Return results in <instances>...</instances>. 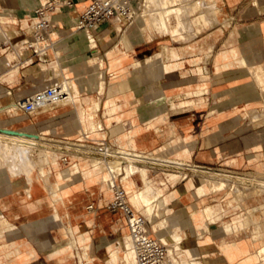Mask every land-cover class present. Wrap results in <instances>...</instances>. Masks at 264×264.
<instances>
[{
    "label": "crops",
    "instance_id": "1",
    "mask_svg": "<svg viewBox=\"0 0 264 264\" xmlns=\"http://www.w3.org/2000/svg\"><path fill=\"white\" fill-rule=\"evenodd\" d=\"M67 1L0 0V102L31 96L34 83L48 85V79L43 83L35 79L41 64L56 62V48L64 65L70 67L69 76L78 90L75 106H54L47 114L37 111L25 115L24 120L14 122L16 127L4 123L0 127L50 135L57 142L83 141L95 149L104 142L109 146L104 152L117 158L129 149L144 152L130 150L127 155L145 157V162L135 161L134 165L145 169L146 185L156 193H151L157 197L151 213L131 200L143 186L138 174L129 177L128 190L122 181L115 182L116 177L112 181L124 189L130 204L146 218L148 233L166 246L167 264L264 262V233L259 230L264 228V219L256 220L249 213L261 214L262 191L245 194L241 189L240 194L233 192L235 195L220 200L217 192L222 190H212L202 182L199 172L192 174L181 167L264 172V0H155L156 6L150 9L156 17L161 14L156 10L194 7L185 18L168 14V33L145 27L142 32L136 29L134 34L128 33L127 40L124 30L134 20L133 11H139V4L146 0H129L131 17L104 22L89 34L74 31L73 26L90 0H71L72 6ZM49 5L52 9L46 20L50 29L41 36L45 51L34 54L28 44L33 39L30 27L39 19L36 10ZM207 10L214 12L212 25L203 14ZM142 15L143 10L137 16L140 27ZM176 19L191 22L192 38H186L184 31L172 33ZM18 45L24 55L18 53ZM156 52L161 53V77L156 75L159 64L152 62ZM100 84L102 90H98ZM94 102H99L97 110ZM79 110L84 111V124L80 123ZM32 117L34 120H29ZM51 123L54 133L46 131ZM60 155L48 167L62 163L64 156L76 165L81 159L82 167L76 172L81 177H75L76 183L63 182L64 173L60 172L48 182L46 171L45 183L33 180L29 199L23 179L12 180L7 171H0V264L35 260V252H23L17 245H47L54 255L65 253L77 244H86L92 230L103 243L125 240L126 235L119 237L128 230L123 214L104 210L112 192L108 196L88 181L95 172H84L94 170L93 160L72 151ZM162 159L181 164L163 167L171 162ZM100 163L97 161L98 167ZM248 179L264 184V178L256 175ZM86 181L85 189L78 186ZM108 185L112 190L110 181ZM55 195L62 198L57 208L50 200ZM71 196L91 202L92 208L88 206L86 211L77 201V209L69 211ZM70 217L74 223L68 228ZM58 224L64 226L62 241L50 235L42 237ZM20 232L23 241L18 240ZM79 259L83 264L81 256Z\"/></svg>",
    "mask_w": 264,
    "mask_h": 264
},
{
    "label": "rangeland",
    "instance_id": "2",
    "mask_svg": "<svg viewBox=\"0 0 264 264\" xmlns=\"http://www.w3.org/2000/svg\"><path fill=\"white\" fill-rule=\"evenodd\" d=\"M182 5H184V3L182 4ZM143 7H144V5L143 4H139V8H140V10L139 11H137V12H134L133 11V14H134V20L131 22V24L130 25H128L127 27H126V29L124 30V35H123V38H126L125 40H127V38H128V33H132V34H134L133 32H135V30L137 29V30H140V29H142L140 26V22H139V20L137 19V16L140 14V13H142V10H143ZM131 13V12H130ZM204 14V16L205 17H207L208 19H209V25H212L214 22H215V15H214V12H213V10H207L205 13H203ZM131 15V14H130ZM200 24H202L203 26H208V25H205L203 22H201L200 21ZM194 36V35H193ZM192 36V37H193ZM191 37V38H192ZM32 40V39H31ZM30 43H31V41L29 40L28 41V44H29V46H30ZM92 45H94V43L92 44ZM17 49H18V53L20 54V55H24L25 54V52L22 50V49H20V46L18 45L17 47H16ZM31 48H33V47H31ZM56 49H58V48H56ZM55 49V50H56ZM33 50H34V48H33ZM45 51V50H44ZM34 52V51H33ZM44 53V52H43ZM43 53H41V54H43ZM49 63V62H48ZM48 63H44V64H41L40 65V68H39V72L37 73V75H36V79H35V81L37 82V81H39L40 83H43V82H45V80H50L51 81V78H53V77H57V75L59 76L60 75V72H59V68L57 67V65H58V63L57 62H55V63H53V64H50V65H46V64H48ZM61 64L63 65V62H61ZM102 64V63H101ZM37 65V64H36ZM72 79V78H71ZM260 78H258L257 80L258 81H260L259 80ZM73 83H74V87H75V90H76V92H77V94H78V90H77V85H76V83L74 82V80H73ZM35 84V83H34ZM50 85V83L47 85V87ZM40 87V89H44L45 87H46V85H41V86H39ZM100 90H102V85H101V89ZM97 103V102H96ZM4 106H2V105H0V112H1V116H0V123H4L5 125H8V126H11L12 127V121L10 120V118L8 117V115H6V112H5V109H7V105L5 106V104H3ZM98 107H99V102H98V104H97V106H96V104H95V106L93 107L94 108V110H97L98 109ZM17 114H20V115H25V114H23V113H21V112H18ZM47 114V113H46ZM26 117V116H25ZM35 117V116H34ZM34 117H32V118H29V120H34ZM5 121V122H4ZM38 123H39V121H37ZM80 123H81V121H80ZM91 124H93V123H91ZM82 125V124H81ZM86 125H88L87 123H86ZM13 126L14 127H16V124L14 123L13 124ZM89 126H90V124H89ZM92 127V126H91ZM1 129H6V130H12V129H10V128H7V127H0ZM54 128V125L51 123L50 124V127H48V129L49 130H46L48 133H54L55 132V128ZM84 128V127H83ZM95 128H96V125H94L93 124V130H95ZM65 129H66V127H65ZM14 131H17V132H19V130H14ZM84 131H85V133H88L87 132V130L86 129H84ZM26 133V135L28 136V134L27 133H29L30 134V136L31 135H36L35 137H34V139H30V137H29V139H27L28 137H26V143L25 144H27V145H30L31 146V144L33 145V146H35V147H33V146H31V147H33V148H37V149H41V155L44 153V155H46V157H47V159H45L46 161H44V162H47V163H45V164H43V165H47L51 160H54V158H55V154H57V153H55V152H59V153H61V152H63L64 150H63V146H65V145H69V144H71V143H84V144H87V142H83V141H74V140H69V139H67V140H65L66 142L65 143H63V142H57V141H55L53 138H52V136H50V135H48V136H46V135H44V134H37V133H33V132H27V131H20L19 133ZM2 133H4V132H0V135H1V137H0V144H1V142H4V141H6V142H13L14 141V139H12L11 137H17V135H13L12 136V134H10V135H8L7 133H4V134H2ZM33 133V134H32ZM80 133L81 134H83V132L80 130ZM7 136H6V135ZM37 135H38V137H40V138H38L37 137ZM4 137V138H3ZM33 137V136H32ZM37 137V138H36ZM43 138V139H42ZM38 139V140H37ZM45 139H46V142H45ZM28 140V141H27ZM32 142H31V141ZM37 140V141H36ZM39 140H41V143H40V141ZM43 140V141H42ZM48 140V141H47ZM15 141H17V140H15ZM30 142V143H29ZM33 142H37V143H33ZM29 143V144H28ZM39 143V144H38ZM46 143H48V145L46 146L45 144ZM41 144V145H40ZM38 145V146H37ZM39 146H41V147H39ZM48 146H50L49 148H48ZM87 146V145H86ZM18 146H16L15 145V150L13 151V145L11 144V148H12V151L10 152V151H7V152H4L0 157H4L5 156V154H6V156L7 157H13L14 158V160L16 159V157H15V154H14V152L15 151H17L18 152V148H17ZM43 147L45 148V149H43ZM47 147V148H46ZM10 148V149H11ZM53 148V149H52ZM17 149V150H16ZM42 149H43V151H42ZM51 149V150H50ZM105 149V148H104ZM109 149V148H108ZM47 150L50 152H47ZM56 150V151H55ZM98 150H100L99 148H98ZM136 151V150H133V149H129V150H127L128 152L129 151ZM40 151V150H39ZM54 151V152H53ZM110 151H112V150H110ZM13 152V153H12ZM16 152V153H17ZM46 152V153H45ZM55 153L54 155L52 154V153ZM128 152H125V154L123 153V154H121V159H122V164L121 165H115V164H113L112 162L109 164L110 166H112V167H116L117 169H115V171H116V174L117 173H120L121 172V181L125 184V186H126V188H127V190L129 189V184L131 183L130 182V180H129V177L131 176V175H133V174H138L140 177H141V179H142V182H143V186H145L146 185V180H145V178H146V171H145V169L143 168V167H140V166H136V165H134V162L135 161H138V162H145V157L143 156H141V155H139L141 158H139V157H132V155L130 154V155H127V154H129ZM136 152H138L139 154H144V152H139V151H136ZM10 153V155L8 156L7 154H9ZM13 154H14V156H13ZM17 154H19V152L17 153ZM48 154H52V155H48ZM41 155H40V158H43L44 157V155H42V157H41ZM111 155H113V154H111ZM4 157V158H6V159H10L9 160V166H10V168H14V169H19L20 167H21V158H20V154L18 155V157H17V159H16V161L15 162H13L14 160H13V158L11 157V158H7V157ZM17 156V155H16ZM59 156H62V155H58V157ZM2 157V159L1 160H3L4 158ZM46 157H44V158H46ZM53 157V158H52ZM65 157V156H64ZM63 157V158H64ZM129 157H131V158H129ZM153 157H158V156H155V155H153ZM158 158H160V157H158ZM12 159V160H11ZM56 159V158H55ZM67 159V161H63L62 163H57L56 162V164L55 165H50L49 167H45L44 169H47V171L49 172L48 174V182H50V181H52V179H51V176H54V174H58V173H60V172H62V173H64V178H63V182H71V181H73V183H76V180H75V177H76V179L77 178H80L81 176H80V174H76V172H75V168H77V167H82L81 165H80V160L81 159H79V160H77L78 161V165H76L74 162H72V163H69V157H67L66 158ZM133 159V160H132ZM157 159V158H156ZM19 160H21V161H19ZM162 160H164V161H166V162H168V161H170L171 162V164L170 163H168L167 164V166H164V165H162L163 167H173V168H177L176 167V165L174 164V163H178V164H181V162H179V161H177V160H170V159H162ZM11 161V162H10ZM18 161H19V163H18ZM13 162V163H12ZM82 162V161H81ZM15 163H17L18 164V166H17V164H15ZM20 164V165H19ZM16 165V166H15ZM114 165V166H113ZM13 166V167H12ZM106 165H102L101 167H96L95 168V176H92L90 179H88V181L89 182H94V183H96L98 186H99V188L100 189H103L104 191H105V193L108 195V196H110L111 195V192H112V190L109 188V177H108V172H107V169H106V167H105ZM130 166L133 168V171H134V169H135V166H136V169H135V171L137 170V172H133V173H130ZM181 167H183V168H189V169H192V170H194V169H197L195 166H192V165H187V166H181ZM8 166H6V165H4V167H3V170H5V171H8L7 169H10ZM131 168V169H132ZM180 168V167H179ZM178 168V169H179ZM120 171V172H119ZM238 172H240V171H238ZM243 172V171H242ZM243 173H245L246 175H245V177H239V178H235V179H228V178H217V177H215V175L213 174V173H209V174H200L199 173V176L201 175L202 177H201V179H202V182H205V179H206V181L208 180V181H215V182H217V181H221V180H223V181H227V183H235L236 185H238L239 187H240V189H242V191L245 193V194H248L250 191H252V190H254V189H260L262 192H260L261 193V195H263L264 194V184H262L261 182H254V181H251V180H249L248 178H251L253 175L255 176H258V177H262V178H264V172H255V171H247V172H243ZM183 175H185V176H187V173L186 172H184V174ZM98 178H99V180H98ZM186 178V177H185ZM18 179L20 180V179H22V176H19L18 177ZM72 183H69V185H71ZM87 181L86 182H82V183H80V184H78V186H82L84 189L87 187ZM143 186H142V189H143ZM74 189H76V188H74ZM140 191H142L141 189L139 190V192ZM70 194V193H69ZM135 194V193H134ZM217 194H219V196H218V199H220V200H223L224 198H226L227 196H229L230 197V195L229 194H234L233 193V191H231L229 188H226V189H224V190H222V191H219V192H217ZM75 195V194H74ZM133 195V194H132ZM131 195V196H132ZM235 195V194H234ZM223 196V197H222ZM257 195H255V196H246L245 198H244V200L243 201H245L247 198H253V197H256ZM258 196H260V195H258ZM72 197V196H71ZM220 197H222V198H220ZM82 198H78V197H76V196H74V197H72L70 200H69V204H68V206H69V211H75L76 209H77V206H76V204H77V201H80V203L82 204L83 202H82V200H81ZM242 204H243V202H242ZM91 205V202H84L83 203V206H84V208H85V210L86 211H88L87 210V207L88 206H90ZM238 208H242V207H238ZM107 208L105 207V209L104 210H106ZM264 209V207L262 206V208H261V214L260 215H257L256 213H253V212H249L253 217H256V220H261V221H263V219H264V217H263V210ZM108 210V209H107ZM109 211V210H108ZM256 215V216H255ZM71 216V215H70ZM235 218H236V216H235ZM74 223V221H72V219H71V217L69 218V221H68V228H71V225ZM255 223H257V222H255ZM254 223V224H255ZM252 224V223H251ZM258 224V223H257ZM260 225H261V223H260ZM255 228V227H254ZM253 228V229H254ZM260 232H262V234L264 233V228L263 227H260ZM63 231H64V226H62V225H59L58 224V226H54L53 228H51V229H49L47 232H46V234H44L43 233V235H42V237L43 236H52V237H54V238H56L57 239V241H62V239H63ZM125 235H129V232H128V230H124V231H122L120 234H119V237L120 238H123ZM98 234L94 231V230H92V235L90 236V240L86 243V244H77L76 246H74L73 248H71V249H69L67 252H65V253H62V254H59V255H54L53 254V249H52V247L51 246H47V245H38V244H31V245H29V244H23V245H17L18 247H20L22 250H23V252H28V251H32V252H35L36 253V258H35V260H30V261H28V263L29 264H80V259H79V257L81 256L82 257V261H83V264H111V262H110V253H109V247H111V248H116V247H118L119 246V244L117 243V244H113V243H111V244H109V243H103L102 242V240H101V238L99 239L98 238ZM17 237L19 238L18 240L19 241H23L24 239H23V235L21 234V232L20 233H18L17 234ZM118 237V238H119ZM255 238H257V240H259V239H261V238H259V237H257V236H255ZM70 239L72 240L73 238L72 237H70ZM0 246H1V244H0ZM84 254L87 256V258L88 259H86L85 257H84ZM251 262H254V261H251ZM255 262H257V261H255ZM258 263V262H257ZM264 264V262H260V264ZM3 264H7V261H3ZM131 264H133V263H131Z\"/></svg>",
    "mask_w": 264,
    "mask_h": 264
},
{
    "label": "bare ground",
    "instance_id": "3",
    "mask_svg": "<svg viewBox=\"0 0 264 264\" xmlns=\"http://www.w3.org/2000/svg\"><path fill=\"white\" fill-rule=\"evenodd\" d=\"M153 5H154V7L156 6L155 5V0H146L145 3H144V7H143V14L144 15H142V19H143L142 23H143V25L141 27L142 28L141 32L143 31V29L145 27H150V28H152V29H154V30H156V31H158L160 33H168V25H169V18L168 17L170 16V15L168 16V14L171 13V14H174L175 17H183V18H185L186 17L185 14L187 12H190V10H192V8L194 7V4H192V5H186L183 8L180 7V6H175V7H172V8H168L166 10H164V9L156 10L157 12L161 13L158 17H156V16H154L152 14L153 11H151V9H150L151 6H153ZM31 6H33V4H31ZM199 8L201 10H203V6L201 4H199ZM128 15L131 17L130 12H129ZM167 18H168V20H167ZM190 28H191V22H189L187 20H182V19L177 20L176 19V26H175L174 30L172 31V33L178 34L180 31H184L187 34V35H185V37L188 38V37H191L192 34H193L190 31ZM35 30H37V25L36 24H34L32 27H30V32L33 33V31H35ZM30 41H31L30 46L34 48L36 53L41 54V53L44 52V47H46V46H45V43H44V41L42 39H36L33 36V39L32 40L30 39ZM19 46H21V45H19ZM54 54H55V56L57 58L56 62L58 63L57 67L59 68L60 75L59 76L57 75V77L51 78L49 86H51V87H60L62 89V91L65 92V94H67V96L65 98H63L57 105L47 106V107L42 108L41 110H39V112H41V113H49V112H51V110H52V108L54 106H62L63 107V106H67L69 104L72 105V106H75V104H77V102H78V99H77L78 98L77 97L78 94H77V92L75 90L73 79H71V77L69 76L70 67L68 65H64L66 63H65V60H64V58L62 56V53L60 52L59 49H56L54 51ZM61 62H63V65L61 64ZM152 62H153V64H157V65L159 64V68L156 70L157 71L156 75L161 77L162 70H161L160 64H162V63H161V53L160 52H156V53L153 54ZM93 64H101V62L100 63H93ZM94 67L97 68V65H94ZM45 88H47V85H46ZM44 89H40V87L37 86V83H35L34 84V89L31 91L30 94L33 95L36 92L42 91ZM100 89H101V86L98 88V90H100ZM18 97L20 99H22V94H19ZM3 104H5V106L7 105L6 106L7 109H5V112H6V115H8V117L12 121V125L14 124V122L22 121V120L25 119V115L23 116V115L17 114L19 111H18V109L16 107V101H9L7 103H1L0 102V105L4 106ZM95 104L97 106L98 102L97 103L94 102L93 107L95 106ZM78 115H79V119H80L81 123L84 124V115H85L84 111L83 110H79ZM0 116H1V112H0ZM68 129H69V127H66V130H68ZM12 130H15V129H12ZM2 134H4V133H2ZM27 134L30 135L29 133H27ZM8 135H10V134H8ZM13 135H17V137H11L12 139H14V141L12 143L11 142H6V141L1 142V144H0V156L4 152L10 151V150L12 151L11 144L14 147L13 148V151H14L15 150V145H16V146H18L17 147L18 148V152H19L20 158L22 160V161L21 160H19V161L22 162L21 163L22 165L17 170L14 169L15 167L13 169L10 168L11 165L10 166L8 165L10 159L4 158L6 156V154H5L4 157L2 156L4 158L3 160H1L2 157H0V171H3V167H4V165H6V166H8L10 168V169H7L8 170L7 173H8L9 177L12 180L13 179H17L19 176H22V179L27 183V187L28 188H27V191H26V194H27L26 198L29 199L28 189L31 188L33 180L39 181L41 183H45L46 176H47L46 175L47 169H44V168L48 167V164L47 165H43V164L47 163V162H44V161H46L45 159H47V157L43 153L42 155H44V157H46V158H44V157L40 158V155L42 153L41 149L33 148L36 145L33 146L34 144L33 145L31 144V146H33V147H31L30 145L25 144L26 143L25 142L26 141V137H28L26 135V133H22L21 132L19 134H12V136ZM35 136L31 135L29 137H30V139L31 138L34 139ZM0 137H1V135H0ZM29 137L27 139H29ZM37 137H38V135H37ZM38 138H40V137H38ZM15 140H17V141H15ZM39 141L41 143V140H39ZM45 142H46V139H45ZM33 143H37V142H33ZM46 144L48 145V143H46ZM39 147H41V146H39ZM49 147L50 146H48V148ZM43 149H45V148L43 147ZM43 149H42V151H43ZM63 150L64 151L61 152V153H68L69 154V152L72 151L73 153H75L77 155L78 154H83V155L89 156L91 161L93 160L92 161V163H93L92 165L95 168L98 167L97 161H100V159H98L97 157L92 155V153L98 151L101 154H103L104 156H116V155H111L109 153H105L104 152V148L98 150V149L93 148L92 146H88V145L86 146L85 144H82V143H71L69 145H65V146H63ZM16 152L17 151H15L14 154H15V157L17 159L19 154H17L18 152L17 153ZM47 152H49V151L47 150ZM59 152L58 151L55 152L57 154L52 153V152L51 153L53 155L55 154L56 155V156L54 155L55 158L58 159V155L61 154ZM14 154H13V156H14ZM52 154H48V155H52ZM7 155L9 156L10 153L7 154ZM42 155H41V157H42ZM11 157H7V158H11ZM55 158H54V160H55ZM118 158H119L120 161L118 160L117 162H115V163L112 162V163L115 164V165H121L122 164V159L119 156H118ZM129 158H131V157H129ZM16 159L14 160V158H13V160H14L13 162H15ZM19 161H18V163H19ZM105 162L107 163L109 161H105ZM15 164H17V163H15ZM17 166H18V164H17ZM95 168H94L93 171L84 170V172H85L86 175L91 174L92 172L96 171ZM131 168L132 167L130 166V172L133 173L135 171V169H136V166H135L134 171H133V168L132 169ZM106 169H107V172H108V177L110 178V180H109L110 181V185L112 183V185L110 187H114L115 184H113L112 179H114L118 175L121 176V172L119 171L120 173L116 174L115 169H117V168L116 167L114 168V167L110 166L109 164L106 166ZM79 170H80L79 167L75 168V172H79ZM194 170H196V169H194ZM135 172H137V170ZM205 173L209 174L207 172H205ZM114 174H116V175H114ZM245 175L246 174H244L242 177H245ZM239 177L240 176H237L235 178H239ZM205 183H207L208 186L212 190H224L226 188H229L231 191L236 192V194H240L241 193V189L239 188V186L236 185L233 182L232 183H227V181H223V180L215 182V181H208V180L206 181V179H205ZM147 185L143 186V189L141 188L142 191H140L139 193L133 194L131 196V200L136 205L145 206L147 211L149 213H151L152 210H153L154 204L157 201V197L154 196V194L156 195V193H154V190H152L153 188H151V186H147ZM151 193H154V194L151 195ZM76 197H78V196H76ZM61 199L62 198L59 195H55V196H52L50 198V200L53 202V204L55 205L56 208L60 204ZM70 199L71 198H69V200ZM69 233H70V230H69ZM176 240H178V238ZM178 242H179V240H178ZM109 253H110L111 264H130V263L137 264L135 253H134V250H133V247H132L131 238L129 237V235H126V238H125L124 241H119V246L116 247L115 250H111V247H109ZM85 258L87 259V256H85ZM192 264H195V263H192Z\"/></svg>",
    "mask_w": 264,
    "mask_h": 264
},
{
    "label": "built area",
    "instance_id": "4",
    "mask_svg": "<svg viewBox=\"0 0 264 264\" xmlns=\"http://www.w3.org/2000/svg\"><path fill=\"white\" fill-rule=\"evenodd\" d=\"M67 5L72 6V1L68 0ZM52 9V5L40 7L36 10L39 19L36 23L37 30L33 31V36L36 39H41L42 34H45L49 29V23L46 20V14ZM130 12L129 0H90L86 10L78 16L74 22V31L84 32L85 34L92 33L98 25L104 22L119 21V18H129ZM32 51L33 48H32ZM34 54H37L34 52ZM67 94L60 87H47L42 91L16 101V107L19 112L30 115L47 106L57 105ZM103 141V140H102ZM102 149L109 147L104 142L96 145ZM100 159V165H105V161L115 162L119 158L114 156H104L100 152L92 153ZM66 156L63 161H66ZM196 170L184 168L190 173L199 172L202 174L213 173L217 178L235 179L237 176H243L245 173L227 170L220 167H196ZM204 172V173H203ZM207 175V174H206ZM116 183L121 182L120 175L115 178ZM112 188V199L107 204L106 208L111 212L120 211L126 221V225L131 238L132 247L135 253L137 264H167V249L166 246L155 236L148 233L146 229L147 220L141 215L129 202L127 193L117 184ZM92 206H89L91 209Z\"/></svg>",
    "mask_w": 264,
    "mask_h": 264
},
{
    "label": "water",
    "instance_id": "5",
    "mask_svg": "<svg viewBox=\"0 0 264 264\" xmlns=\"http://www.w3.org/2000/svg\"><path fill=\"white\" fill-rule=\"evenodd\" d=\"M0 132H4L7 134H19V132H16L14 130H6V129H1V128H0ZM28 136H30V135H28Z\"/></svg>",
    "mask_w": 264,
    "mask_h": 264
}]
</instances>
